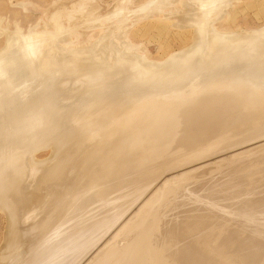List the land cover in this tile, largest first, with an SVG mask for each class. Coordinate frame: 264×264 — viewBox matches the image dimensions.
Listing matches in <instances>:
<instances>
[{"label": "rangeland", "instance_id": "374dc122", "mask_svg": "<svg viewBox=\"0 0 264 264\" xmlns=\"http://www.w3.org/2000/svg\"><path fill=\"white\" fill-rule=\"evenodd\" d=\"M77 1L81 0H0V51L5 48L9 34L19 26L25 33L37 25L36 31H41L47 23L45 21H52L50 16L56 15V10L62 14L68 8L71 13L74 3L77 7L73 9L80 10ZM85 1L88 3L90 0ZM95 1L99 5L95 2L96 8L100 10L101 6L100 12L95 10L94 2L88 4L94 7L92 12L102 15L98 17L102 20L96 21L98 25L105 24V28L101 24L103 28L96 27L94 22L96 28L93 25L94 29L83 26L85 32L83 27H78L80 29L75 31L76 34H72L73 43L98 38L110 29L117 33L114 27L126 30L121 27L127 23L133 26L127 29L130 31L128 37L134 44H139L140 49L144 48L140 52L160 60L169 52L184 48L193 38L192 27L175 23V16H189L187 12L195 7H190L191 4L187 6L192 0H128L131 5H125L127 7L119 2L130 12L146 4L144 13L150 14L146 15L147 18H143L142 8L136 11L139 15L133 13L134 17L127 10L122 12L129 16L130 22L127 17L121 18V13L117 14L120 19L112 17L113 13L111 18L106 15L115 7H120L117 4L120 0ZM123 1L127 3V0ZM87 3L80 5L86 9ZM229 6L227 14L217 22L218 28L235 30L264 26V0H232ZM119 10H114V13ZM70 13H66L64 18H69ZM72 14L79 15V11ZM104 15L109 20L114 18L117 26L109 20L107 24ZM68 18L64 20V25L68 26L73 16ZM134 19H138L136 24ZM73 23L69 24L70 27ZM46 26L49 30L54 29L51 25ZM81 32L86 33L85 36ZM247 69L244 68L245 71ZM42 84H37L36 91L44 87ZM62 104L58 112L66 108ZM76 104H69L66 109L74 108ZM182 106L183 103H173L167 115L125 129H120L121 125L116 123L122 112L104 114L102 110L101 114L87 117L78 127L79 115L83 116L85 110L77 111L72 119L66 115L55 116L59 125L77 127L74 138L68 140L70 147L76 146L78 152H82L93 143L99 150L90 172L81 178V188L75 197L78 211L73 214L70 209L56 233V241L68 243L67 247L71 246L73 232L82 238L91 233L94 235L93 246L77 259L73 258L74 264H182V261L184 264H264V243H261L264 242V114L257 118L259 122L245 116V120L234 128L221 123L220 130L211 129L207 138L195 144V134L190 130L194 121L172 127L178 120L176 114L184 109ZM244 115H247L246 112ZM51 154L50 148H41L36 156L43 161L48 160ZM72 160L73 157L65 165L62 178ZM37 166L38 174L34 182L39 184L45 167L43 164ZM44 189L42 191L46 192ZM7 212V209L0 208V249L9 235ZM44 226L40 218L31 227L35 230L33 233L29 228L26 235L30 234V237L27 239H38L32 248L28 246V240L22 244L19 250H23L20 253L22 258L32 251L37 254L46 245L49 231ZM51 229L55 227L51 226ZM118 250L121 252H115ZM163 250L173 258L160 262ZM24 260L0 264H25Z\"/></svg>", "mask_w": 264, "mask_h": 264}, {"label": "bare ground", "instance_id": "6f19581e", "mask_svg": "<svg viewBox=\"0 0 264 264\" xmlns=\"http://www.w3.org/2000/svg\"><path fill=\"white\" fill-rule=\"evenodd\" d=\"M90 1L93 4L96 2ZM121 1L117 4L131 5V0L127 3L123 1L124 4ZM199 1L187 2L188 7L190 4V7L195 6L187 12L188 17L184 13L181 14L185 18L175 16L177 25L193 28L192 40L184 48L173 50L160 60L140 52L144 48L140 49L139 44H134L128 37L130 31L127 29L133 26L127 23L121 27L126 30L113 25L117 33L110 29L98 38L73 43L72 34L78 29L92 27V22L94 25L97 23L95 26L98 28L103 25H98L96 21L102 15L92 12L97 2L91 7L89 4L92 3L77 1L81 9H73L77 7L74 3L71 13L68 8L62 14L56 10V15L50 16L52 21H45L47 23L41 31H36L37 25L25 33L17 25L18 28L9 34L5 48L0 51V208L8 210L9 228L7 241L0 249V262L15 260L19 263L25 259V264H74V259L93 246L95 237L92 233L82 238L73 232L71 246L68 247L67 242L56 241L63 218L70 209L73 214L78 211L75 197L81 188V178L90 172L99 151L92 143L78 152V148L70 147L68 141L74 138L77 127L90 115L101 114L102 110L104 114L122 112L116 123L121 125L120 129H125L165 116L173 103H183L184 109L176 114L178 120L172 127L194 121L190 130L195 134L193 141L197 144L207 138L211 129L218 130L221 123L234 128L245 118L257 120L264 114V26L257 29H220L217 22L227 14L226 9L232 0ZM81 3L83 6L87 3L86 9L90 7L92 15H98H90L91 12L82 8ZM121 4L118 7L122 11L115 7L114 10L120 12L114 13L113 10L106 15L110 17L113 13L114 16H111L114 18H126V13L122 12L127 10V6L122 7ZM144 5L139 7L144 9H141L143 13ZM139 8L132 9V13L130 10L126 12H130L132 17ZM74 11H79V15L72 14ZM68 12L72 14H68L69 18L73 16L69 23L74 22L72 27L64 25V20L68 18L64 15ZM145 16L143 18L148 17ZM107 17L103 16L107 24L115 20ZM47 24L54 29L49 30ZM245 67L248 68L246 71ZM38 83L44 84L40 91L35 89ZM75 102L76 107L66 109L67 105ZM61 104L66 108L58 112ZM82 110H85L84 115H79L77 127L70 128L59 125L58 119L55 121V116L66 115L72 119L77 111ZM245 112L247 115H244ZM41 148L52 150L48 160H38L36 153ZM29 152L30 156L27 155ZM72 157L62 178V171ZM42 164L45 172L40 177V183L36 184V167ZM40 218L45 223L44 227L48 228L49 239L37 254L32 251L22 258L20 253L23 250L19 251L22 244L28 240V246L32 248L37 242L38 238L33 236V239H27L30 234L26 233ZM51 226L55 229L49 230ZM33 229L30 232L33 233ZM171 245L174 246V243ZM168 258L173 257H168L164 251L160 262ZM68 260L69 263H66ZM180 263L184 264L183 261Z\"/></svg>", "mask_w": 264, "mask_h": 264}]
</instances>
